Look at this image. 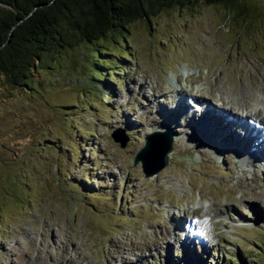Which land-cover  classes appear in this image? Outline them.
<instances>
[{"label":"rangeland","instance_id":"rangeland-1","mask_svg":"<svg viewBox=\"0 0 264 264\" xmlns=\"http://www.w3.org/2000/svg\"><path fill=\"white\" fill-rule=\"evenodd\" d=\"M236 2L190 0L126 36L77 39L41 60L31 87L0 77V264H264V165L236 145L215 151L233 138L213 142L199 110L182 131L162 121L177 90L264 115V0ZM242 5L249 20L234 21ZM165 123L168 161L144 177L132 159Z\"/></svg>","mask_w":264,"mask_h":264},{"label":"trees","instance_id":"trees-1","mask_svg":"<svg viewBox=\"0 0 264 264\" xmlns=\"http://www.w3.org/2000/svg\"><path fill=\"white\" fill-rule=\"evenodd\" d=\"M189 1L0 0V77L12 87H31V73L46 55L52 57L77 39L94 43L105 35L126 36L129 23L150 21L160 10L184 8ZM203 1L227 9L239 7L236 0ZM241 7L243 12L238 11L234 21L238 15L247 20V9Z\"/></svg>","mask_w":264,"mask_h":264},{"label":"bare ground","instance_id":"bare-ground-1","mask_svg":"<svg viewBox=\"0 0 264 264\" xmlns=\"http://www.w3.org/2000/svg\"><path fill=\"white\" fill-rule=\"evenodd\" d=\"M175 94L176 96L178 95L177 96L178 99L170 106L172 108L171 110L166 111V113L164 112L165 114L164 118L162 119L163 116L161 115H158V116L155 115L154 118L150 122L157 124L159 121H161L160 119H162V121H165V118L167 117L166 122L169 123L171 120L175 119L173 121H175L176 125L179 127L178 129L182 131L183 125L185 123L183 118L184 119L185 117L190 118L191 115L195 114L194 111L199 110L201 111V113L199 114V119H198L199 126L203 130H205V132L209 133V136L213 142L215 141L217 142L219 138L221 139V135L224 134L223 130H225V128L226 130H228V135H230V137L233 138V141L230 144L231 147L228 143H226L224 147L220 141V144L217 143L218 145L217 144L215 145V148H214L215 151L222 152L223 148H225V150L226 149L231 150L233 145H236V148L234 150L239 157L243 158V156H245V158H251L253 162H257V163L264 165V125L260 127V123L264 122L263 114H262L263 116H258V118L253 121V124L254 123L259 124L255 126L251 124L252 122L246 121V119L249 116L246 119H244V117L241 118L240 116H238L237 113H233L231 110H227L228 108L226 110L222 109V110L216 111L214 109L216 105L209 104L208 101H202L203 99L202 100L197 99V101L195 99L192 100L193 101V105H192V101H189L187 97L188 94L187 95L181 94L178 90L176 91ZM183 98H185V102L183 101ZM198 101L199 102L201 101L203 105L199 104ZM187 102L190 104V106L192 105V107L187 105ZM194 102L199 104V108H197L198 106ZM228 103L229 102H227L226 105ZM215 111H216V115H215L216 117L213 115V112ZM169 114L174 115L173 119H172V115L168 116ZM189 121L194 122L193 119H189ZM167 123H165L164 125L168 126L169 124ZM237 125L241 128V131L239 132L235 128ZM167 126L161 127L158 129L159 130L171 129V127L169 126L167 127ZM226 140L229 141L230 139L226 138ZM211 227H212L211 223L210 224L208 222L205 223L204 221L200 223V229L204 233L205 232L208 233L210 230H212L213 228L210 229ZM185 237H187V235Z\"/></svg>","mask_w":264,"mask_h":264},{"label":"water","instance_id":"water-1","mask_svg":"<svg viewBox=\"0 0 264 264\" xmlns=\"http://www.w3.org/2000/svg\"><path fill=\"white\" fill-rule=\"evenodd\" d=\"M111 137L123 147L127 141L125 135H118L112 132ZM144 145L137 148L136 155L132 159L133 164L140 161V167L144 177L161 171L168 161L169 151L172 147V134L169 129L164 131L153 130L152 133L144 136Z\"/></svg>","mask_w":264,"mask_h":264}]
</instances>
